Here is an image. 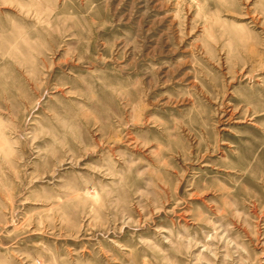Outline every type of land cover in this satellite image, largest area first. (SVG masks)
I'll list each match as a JSON object with an SVG mask.
<instances>
[{
    "label": "rangeland",
    "instance_id": "374dc122",
    "mask_svg": "<svg viewBox=\"0 0 264 264\" xmlns=\"http://www.w3.org/2000/svg\"><path fill=\"white\" fill-rule=\"evenodd\" d=\"M0 264H264V0H0Z\"/></svg>",
    "mask_w": 264,
    "mask_h": 264
}]
</instances>
